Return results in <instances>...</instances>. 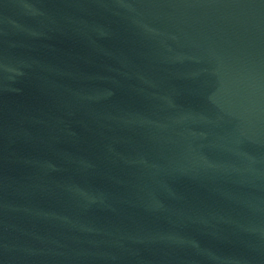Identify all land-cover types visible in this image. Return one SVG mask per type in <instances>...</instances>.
<instances>
[{"label":"water","instance_id":"obj_1","mask_svg":"<svg viewBox=\"0 0 264 264\" xmlns=\"http://www.w3.org/2000/svg\"><path fill=\"white\" fill-rule=\"evenodd\" d=\"M0 264H264V0H0Z\"/></svg>","mask_w":264,"mask_h":264}]
</instances>
